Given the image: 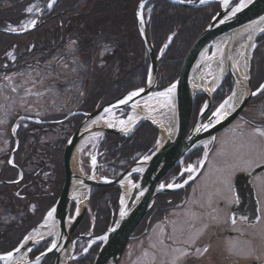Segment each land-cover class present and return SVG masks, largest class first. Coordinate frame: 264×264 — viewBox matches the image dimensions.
<instances>
[{"label":"flooded vegetation","instance_id":"flooded-vegetation-1","mask_svg":"<svg viewBox=\"0 0 264 264\" xmlns=\"http://www.w3.org/2000/svg\"><path fill=\"white\" fill-rule=\"evenodd\" d=\"M60 1L65 2L66 0H56L52 8H49L48 4L51 3V0H0L1 29L8 31V27L11 26L16 27L18 29L17 32H19L22 31V24H27L31 20L36 21L35 27L25 34L12 35L0 32V47L2 50L8 51L15 48H20L23 50H35L37 47H39V45L43 44L45 34H52L57 35V38L52 41L53 44L45 47V49L41 48L45 51L40 52L38 54L39 56L33 58L34 60H32L31 63L39 65L42 68H47V66L56 65L61 61L63 62L64 60L60 57H57L56 53L59 54L60 49L70 50L71 46L74 48L75 45L73 44H75V40L74 38H69L72 39L73 42L68 43V45L60 43L61 41L58 42L57 39L60 36V31L58 29L60 24H62L64 21H66L65 19H67L68 25H71L72 31L74 29L76 11L74 2L75 0H67V9H61L62 3H60ZM29 7H32L33 9L31 13L26 11V9ZM3 35L9 38L5 39L2 37ZM262 45L263 44H261L260 47H262ZM19 60L20 58L15 57L14 59L8 58L4 56L3 53L0 55V65H17ZM23 62L29 64L27 59ZM253 65L254 62H252V66ZM260 75L261 78L264 77V70L263 74ZM256 78L257 74L251 77V87ZM255 88H252V90L255 91ZM261 94L262 93L258 94L257 96H253L235 119L241 121L244 125L252 130L256 127L264 128V115L261 117V115H258V112H255L253 109L247 110V107L252 99H256ZM118 95L121 94L116 93V96ZM113 97L111 98L113 99ZM199 97L202 98V96ZM260 98L261 99L258 102L264 103V93ZM262 109L264 110V107H262ZM89 112H91V110H88L87 113ZM83 114L84 112H73V115L69 116L68 118H66L67 116L63 117L62 119L44 117L40 118L39 121L27 118H19L16 120V129H18L16 134L17 136H20V139L18 140L19 143L14 145L11 150L10 145L9 150L6 151L4 156L0 158V160L2 159V163L0 164V185H6L4 188L0 189V193L3 194H0V201H5V203L0 202V204L3 203L2 205L4 208L10 209L14 215H17L16 209L27 211V214L21 217V220L17 223V225L10 226L12 228L9 227L10 230L8 232L10 241L0 242V255L14 251V249L19 246V244L23 241V237L26 236L37 225V223L42 221L45 213H47V211L54 205L61 192L64 181V172L63 181L60 185L59 191L57 192V198L51 207L45 213H43L41 210L44 205V196H52L54 194V190L56 188L54 182L57 180L56 177H51L49 180V187L44 190L43 184L45 183V179L43 176L49 171L44 172L42 166V147L45 142L40 137L42 134L41 130L44 128L53 127L54 131L57 128L59 129L60 125L65 124L71 126V123L75 122L76 124L77 122L75 121L74 116L80 115L81 118H83ZM205 118L206 116L203 118V120ZM192 120L193 119L191 115L189 126L192 125ZM29 124H37L43 127L35 128L33 126H29ZM20 129L24 130L22 134L19 133ZM235 129V131H240L241 128ZM34 134H36L39 138H36V136L33 138L32 135L34 136ZM71 134L72 133L69 134L68 138ZM108 135L113 134H102L98 143L96 148L97 152L94 155L96 158L95 166H93L91 158L87 164V167L84 168V171L80 169L79 174L82 177H89L91 172L95 170L97 172V178L99 181H108L110 179H115L124 169H121L120 167L123 164L122 160H118L117 156L116 158L110 156L111 152L108 150L109 147L106 141V137ZM66 140H64L63 146ZM155 142L156 139L148 153L154 150ZM202 147L203 146H198L195 148L182 160V162L172 167L159 181V185L164 184L166 187L168 184H180L182 187L169 188V190L166 192L159 193L155 197L149 212L137 225L134 233L132 234L131 240L128 242V245L132 244V248H134L132 250L133 256L138 258L140 254L144 252L145 248V253H147V255H153L155 256L154 258H156L151 264H170L165 260H160L161 258L165 259L171 255L170 248L168 249V255H164V245H170L171 247L175 248H184L186 245L183 243V240L188 239L190 234L199 232L200 235L196 241V246L201 249V252L196 253L193 250L192 254L183 258L179 264H264V257L259 261L247 260L249 258L248 256L250 255V245H248V248L245 250L247 252L246 256L240 259L236 258L233 249L234 241L236 239L243 241L250 239L251 229L262 219L261 212L259 211L260 206L257 199L258 218L256 222L252 223L250 212L241 213L242 216H231V209L236 202L233 188V180L235 176L239 173L250 175L256 169H260L257 174L250 177L249 182L251 184V180L253 178L264 173V164L258 165L250 171H241L234 174L230 185L226 188V190H222L220 192L215 190V188L212 187L209 182H205L204 180L202 181L200 178L206 162ZM189 165L195 166V172L190 174L185 171ZM13 170H15V174H13ZM190 176L192 177L191 179L189 178ZM132 179L136 181L137 176H133ZM185 181H187V183H185ZM251 186L254 190L252 184ZM99 187L113 188L117 190L118 209L121 195L120 189L118 187ZM94 188L98 187L88 188V196L83 201V203L87 202L85 205L86 212L70 236L73 240L70 246L72 249L71 255L73 257L71 264L80 256L86 255L91 249H95L96 246H93L92 239L103 232L101 231L102 229L98 227L99 223L97 211L93 210L90 204V197ZM76 207L77 204L74 201H71L69 207V221L80 213L81 206L78 214ZM117 209L115 214H111L110 222L114 219ZM220 213L221 218L219 217ZM233 219L235 220V224L232 223ZM91 220L92 226L90 225ZM87 225L93 229H87L85 227ZM105 225L106 227L108 226L107 223ZM204 225H207L206 229L204 228ZM174 228L177 229L176 232L181 235V238L179 236L180 239L175 238L176 232H173ZM180 228L184 229L182 234L179 231ZM88 236L91 238H86ZM170 237L175 239L176 242L174 244ZM42 239L43 240L41 242L38 241L36 244L31 242V246H28L31 248V251L28 253L27 261L33 259L45 251L53 241L52 237ZM161 240L164 241V245L160 243ZM79 242L86 244L85 248L81 251L75 250V247L78 246ZM42 243H46V245L43 249H39ZM128 245L126 249L128 248ZM204 248L208 249L206 253L203 252ZM85 249H87V251H85ZM126 249L124 253L126 252ZM154 251H156L157 254H155ZM74 252H77L76 257L73 256ZM123 255L119 264L123 259ZM47 257H51V259L54 261L53 254L48 255ZM43 260L40 262V264L43 262Z\"/></svg>","mask_w":264,"mask_h":264},{"label":"rangeland","instance_id":"rangeland-1","mask_svg":"<svg viewBox=\"0 0 264 264\" xmlns=\"http://www.w3.org/2000/svg\"><path fill=\"white\" fill-rule=\"evenodd\" d=\"M84 4L85 2L80 5V14L84 12L82 11L83 7H85ZM233 4L234 1L231 0L227 5H225V8H228ZM135 9L136 6L133 10L134 12ZM131 11L132 9L130 10V13ZM134 12L133 16H135ZM79 23H81L83 26V32L79 33L73 29L70 33H64L63 35L59 36L60 38L58 37V42L61 41L60 43H64L65 45L73 42L72 39L74 38L75 44L73 45L75 46L74 48L71 46L70 50L60 49L59 54L56 53V56L62 58L64 61H61L56 65L42 68L39 65L31 63V61L34 60L33 58L39 56L38 54L40 52L45 51V47L52 45V41L57 38V35L45 34L43 44L39 45V47H37L35 50H23L20 48H15L8 51H3L4 56L10 58L8 53H12L13 57L20 58V60L17 65H0V158L3 157L4 153L9 150L10 145L11 150L14 145L19 143L18 140L20 139V136H17L16 134L18 129H16L17 127L15 124L17 119L27 118L38 121L40 118L44 117L62 119L73 112L87 113L88 110L93 111L100 105L107 102V100L112 99L111 97L114 96V99L120 96H116V92L114 94V92H111L108 88L113 79H118L121 76L122 71L119 72L118 69L115 68L114 64L117 61L116 59L106 61L105 56L111 54L112 46H114L113 49L120 48L121 40L117 35H113L110 32V27H107L106 25L91 28V31L94 32L92 33L89 31L88 27V24H91V22H84V20H80ZM84 25H86V28H84ZM260 45L261 43H257L252 53L251 67L253 68H250L249 70L250 77L255 74L259 75L260 72L263 71L261 66L258 70L262 59H264V44L262 47H260ZM80 47L89 48L87 50L88 53L86 52L89 58L85 59L81 54L78 53V48ZM127 47H129L131 50L136 48L134 46ZM210 49L211 48H209V50ZM135 52L139 51L135 50L134 53ZM145 56L147 57L146 51ZM124 58L127 63H131L130 55H126ZM26 59L28 60L29 64L23 62ZM252 62H254L253 66ZM262 78L258 80L257 84L255 85L256 88L253 87L254 83L252 84L251 88L257 89L258 86L264 81V77ZM169 87L170 86L162 90L153 89L151 93L162 92ZM13 89H15V91H13ZM262 94L256 99L253 98L247 107V110L253 109L255 112H258V115H261V117L264 115V110L262 109V107H264V103L258 101L261 99L260 97ZM212 102L213 101L211 99V106L208 114L205 115L206 117H208L221 104L220 103L216 106H213ZM194 104L193 107L195 106ZM131 109L132 108L130 107L127 111H125V109L115 111L112 114L113 118L115 120H126ZM200 109L201 105L195 112L194 108H192L191 115L193 122L195 121ZM78 116L80 115L74 116V119L77 122L76 124L75 122L71 123V126L66 124L60 125V128H57L54 131L53 127L42 129L44 131L41 130V139L44 142L49 143H52V141L55 140H57V142L60 140H68L69 134L76 130L77 126L82 120V118H77ZM235 128L241 129L240 131H235ZM23 131H20L19 133L22 134ZM251 132L252 129H249L241 121L235 120L227 127L219 130L214 135V138L212 141H210L207 148H205L203 145L202 150L204 154L207 153V156L204 155V157H206V162L200 177L201 180L209 182L211 186L215 188V190L221 192L222 190H226V188L230 185L234 174L241 171H250L254 167L264 164V159L256 157L253 154L251 158L255 159L257 161L256 163L250 166H241L243 167V170H241V167H237V169L231 173L230 180L227 183L224 182V177L226 175L225 170L230 165H238L240 156H245L248 158V148L245 147V145L249 140V134ZM35 136L36 138H39L36 134H34V136L32 135L33 138ZM101 136L95 142L85 146L80 151L77 158H75V162L73 161L78 172L80 169L84 171V168L87 167L88 162L96 154V148ZM157 136L160 137L159 134ZM161 139L162 138L160 137L159 141ZM63 148L64 146L62 147V152ZM53 162L54 166L49 167V171L51 170V172L45 173L43 176L45 179V183L43 184L44 190L49 187V180L51 177H53V174H55V167L59 169V165L62 166V161H59L58 158H53ZM1 163L2 159L0 160V164ZM251 184L254 187L255 196L261 208V210L259 208V211L261 212L262 219L251 229L250 239L246 241L236 239L234 241L233 249L236 258L240 259L246 256L247 252L245 250L248 248L247 246L250 245V255L248 256L249 258L247 260L259 261L264 257V173L253 178L251 180ZM0 202L5 203L3 200ZM2 204H0V242H7L10 241L8 232L10 228H12L10 226L17 225V223L21 220V217L27 214V211L16 209L17 215H14L10 209L4 208ZM219 217L221 218V213L219 214ZM91 223L92 220L90 221V225ZM85 227L87 229H93L92 227H89V225ZM179 236L181 238V235L176 232L175 238L180 239ZM85 246V243L79 242L78 246L75 247V250L81 251L85 248ZM133 249L134 248H132V244L128 245V248L126 249L120 264H151L152 261L156 259L153 255H147V253H145V248L144 252L140 254L138 258H136L133 256ZM76 253L77 252L73 253L74 257H76ZM154 253L157 254L156 251H154ZM175 255L176 253L171 252L170 256L165 259L161 258L160 260H165L171 264V261ZM180 261H178L177 264L181 263ZM0 264H3L2 261H0Z\"/></svg>","mask_w":264,"mask_h":264},{"label":"water","instance_id":"water-1","mask_svg":"<svg viewBox=\"0 0 264 264\" xmlns=\"http://www.w3.org/2000/svg\"><path fill=\"white\" fill-rule=\"evenodd\" d=\"M148 1L150 0H140L137 3L135 9V20L138 33L144 45L149 63L145 84L143 87L134 89L105 102L90 113L83 114L84 118L66 141L62 152L64 181L59 197L51 208L56 209V212L50 221L53 222L56 227V235L54 241L52 242H55L57 247L49 252L48 249L51 247V243L49 247L42 252L43 255L42 253L37 255L41 257L40 262L45 257L52 254L54 255L53 264H71V261L73 260L71 256L65 260H62V257L65 255L73 242L70 236L85 214V205L87 203L84 202L81 204L80 213L74 216L73 219L68 223L69 207L71 203L69 198V190L72 186H74V182H78V184L87 186L88 188L99 186L119 187L120 183L125 178L132 175H137L138 177L134 184L138 185V187L130 188L129 194L123 205L127 215L123 218L120 217V209L122 207L120 206L117 210L115 219L100 235V237L106 235L108 239L106 241L100 239V245L92 263L118 264L128 242L131 240L135 228L150 210L155 197L159 193L169 190L168 187H165L162 190L160 189L159 181L161 178L195 148L202 146L205 142L211 141L219 130L227 127L233 120H235L240 112L244 109L249 99L253 97L250 95V92L252 91L251 78L249 74L251 60L250 54V57L247 61L248 79L245 80V83L243 84L244 89L248 94L241 97L234 108L219 123H215V119L212 117V113L215 110L205 120H203V117L208 114L211 106V99L215 90L225 78V76L222 77L210 93H207L203 89L201 86V68L203 66L204 56L207 54L212 42L215 40L225 36H232L234 38L257 27L264 20V0H250V3H248L247 7L242 9L240 12H237L235 16L232 15V9L240 3V0L228 8H225V6L222 7L218 0H207L206 3H201L200 0H195L191 3H188L187 1L180 3L178 0H164L171 4L182 7H198L211 3L219 4V9L216 14L211 18L209 23L197 36L189 48L182 61L179 75L176 81L173 83L176 84V90L173 94L175 118L173 121L172 132L170 135L164 137L160 145L150 155L147 156L149 157L147 161L144 160V157L138 159L111 181H99L97 178V172L95 170L91 172L89 177H82L76 169L75 163H73V155L75 147L84 135V131H82L83 125L96 116L104 114L105 108H110L113 112L130 108L134 100L150 94L154 88L157 75V62L161 53L158 55L155 54L153 46L147 36L145 25H141L137 15L140 11L139 5L141 3L146 4ZM249 26L252 27L250 28ZM32 29L33 27H30L27 31L22 30L13 33L0 28V32L12 35H21L31 31ZM258 36L259 34L255 35L253 39L254 46L256 44L255 40ZM170 41L171 39L169 38L166 42V45H168ZM253 49L254 48H252V51ZM227 64V76L230 77L234 90V88L238 85V82L230 70L229 55L227 56ZM149 79H151V83H149ZM261 84H264V81ZM140 89H143V91L140 92L139 95L133 97L126 104L120 103V101L124 100L129 93L139 91ZM198 96H203L205 100L195 121L189 126L193 104ZM205 105H207V107H205ZM71 115H73V113L68 115L66 118ZM144 121L156 126L155 123L149 121L147 118H142L138 120L133 126L131 133L141 122ZM203 124H210V127L205 130L201 128V125ZM197 128H200L201 130L197 132ZM102 134L125 136L111 127H103ZM137 168H141L142 171H134V169ZM259 171L260 169H256L250 175L239 173L235 176L233 180V188L236 202L231 209L232 217L242 216L241 213L250 212L252 223L257 221V201L249 179ZM141 192H143V195L140 194ZM47 213L45 214L44 218L47 216ZM38 226L39 224L36 225L27 235L34 231ZM113 228H115V231H111ZM86 238L91 237L88 236ZM42 240L43 239L39 240V242ZM28 246H31V242L28 244ZM36 257L20 264H35Z\"/></svg>","mask_w":264,"mask_h":264},{"label":"trees","instance_id":"trees-1","mask_svg":"<svg viewBox=\"0 0 264 264\" xmlns=\"http://www.w3.org/2000/svg\"><path fill=\"white\" fill-rule=\"evenodd\" d=\"M138 1L139 0L74 1L76 11V23H74L75 31H78L79 33L84 31L83 26L79 23L80 20H84V22H91V24H88L89 31H91V28L106 25L107 27H110V32L113 35H117L121 40L120 48L113 49L114 46H112L111 54L105 56L106 61L116 59L117 61L114 64L115 68L118 69L119 72L122 71L121 76L118 79H113L109 84L110 86L108 85V89L111 92H114V94L115 92L117 94H123L142 87L147 78L149 64L148 58L145 56V48L137 30L135 16H133V10ZM83 2H85V7H83L82 10L84 12L80 14L79 11L81 9L79 8ZM60 3H62L61 9H67V0L65 2L60 1ZM131 9L132 11L130 13ZM217 10L218 6L216 4H208L199 7H182L164 0H150L145 4L143 15L146 32L155 54L158 55L161 53L157 62V75L154 85L155 90L164 89L177 79L182 61L189 48ZM65 20L66 21L59 26V35H63L64 33L67 34L71 31V25H68L67 19ZM84 28H86V25H84ZM2 37L5 39L9 38L4 35ZM170 37L172 39L165 48L166 42ZM257 43L264 44V34L258 37ZM127 46H134L136 48L131 50ZM87 50L88 48L80 47L78 48V53L86 59L89 58L86 56L88 53ZM135 50L139 52L134 53ZM2 53L3 50L0 47V55ZM126 55H130V64L125 61L124 57ZM260 66L262 67V70H264V59H262L258 69ZM260 74H263V71H261ZM260 74H257L253 87H255L258 80L261 79ZM231 89V80L226 77L213 95V106L220 104V102L230 93ZM201 103H203V97H198L194 104L195 106L193 107L194 112L200 107ZM77 118H81V116H78ZM29 126L35 128L43 127L37 124H29ZM20 131L22 132L23 130L20 129L19 132ZM157 135L158 129L148 122H143L138 125L134 132L128 137L108 135L106 141L109 147L108 150L111 152L110 156L113 158H116L117 156L118 160H122L123 164L120 167L123 169L144 154H147L157 138ZM63 143V140L58 142L55 140L52 141V143L45 142L43 144L42 166L44 172L49 171L50 166H54L53 158H58L59 161H62L61 155ZM55 149H59L57 150L58 152ZM49 172H51V170ZM54 172L55 174H53V177H56L57 180L54 182L56 188L52 196H44V205L41 210L43 213H45L54 203L57 198V192L63 181L62 166L59 165V169L55 167ZM13 174H15V170H13ZM5 186L6 185H0V189ZM117 199L118 192L113 188L98 187L94 188L91 193V208L97 211L98 227L102 229L101 231L106 229V223L107 225H110L111 214H115L117 209ZM45 245L46 243H42L39 249H43ZM95 253L96 249H91L86 255L80 256L73 261L72 264H92ZM52 262L53 259L47 257L41 264H52Z\"/></svg>","mask_w":264,"mask_h":264},{"label":"bare ground","instance_id":"bare-ground-1","mask_svg":"<svg viewBox=\"0 0 264 264\" xmlns=\"http://www.w3.org/2000/svg\"><path fill=\"white\" fill-rule=\"evenodd\" d=\"M218 1L221 3L222 7L225 6L223 0H218ZM261 28H264V20L253 30L242 33L237 37L233 38L232 36H225L215 40L214 42H212L210 46L212 50L211 49L208 50L207 54L203 58V66L201 68V76H202L201 86L207 93H210L213 90V88L217 85L219 80L222 77L227 76L228 74L227 56L229 55L230 70L233 76L235 77V79L237 80V82L239 81V83L233 90L237 92L238 99L232 102L233 107L228 110V113L234 108V106L238 103V101L241 98L239 94L241 89L244 88L243 84L245 83V80L243 79V77L247 76V61L250 57V54H252L251 51L254 46L253 39L255 35L262 33V31H260ZM249 37L251 38L249 39ZM86 56H88V54ZM129 94L126 96V98L129 96ZM231 95L232 93L229 94L224 99V101L227 100L228 97H230ZM173 96L174 95L172 94L170 97H161V96H155L154 93H150L142 98H138L137 100H134L131 105L132 109L130 110L128 115V117L133 116L135 118L134 121L132 123H127L124 126L120 125L119 123H116L115 126L111 128L119 131L121 134H128L130 131H132L133 126L136 124L138 120L142 118H147L149 121L155 123V125L159 129V136L162 139H164V137L171 134L173 121L175 118ZM133 105H135V108H133ZM114 112L111 111V114L109 113L100 114L83 125L82 131H84V135L81 138V140L78 142L77 146L75 147L74 155H73L74 162L77 155L85 146H87L92 142H95L102 135L103 127H108L107 124L105 123V120L109 118H113L112 114ZM100 117H104V119H100ZM128 117L124 121L127 122ZM93 121H97V122L94 123ZM123 127L129 128L130 131L127 132L122 131ZM208 143L209 142H205L203 144L205 148H207ZM130 177L132 179V176ZM121 184H122V197L125 198V196L129 194V190L131 188L130 181L128 178H125ZM87 196H88V187L84 185H80L78 184V182H74V186H72L69 190V198L71 201H74L77 204L76 211L77 209L78 210L80 209L81 204L87 198ZM46 217L44 219L42 218V221L37 223V225L39 224L37 229H35L29 234L32 236V240H30L29 243L32 242L33 244H36L40 239L50 238V237H52L54 241L56 235V227L55 224L50 220L48 221L47 225L44 226ZM69 222L70 221H68V223ZM103 232H101L98 236L93 237L92 239L93 246L94 245L96 246L95 247L96 252L100 245V235ZM27 248H29L28 245L24 249H21V252L16 253L15 261H18L20 263L27 261L28 253H29V251H27ZM71 252L72 249L71 247H69L65 255L62 257V260H65L69 256H71Z\"/></svg>","mask_w":264,"mask_h":264},{"label":"snow or ice","instance_id":"snow-or-ice-1","mask_svg":"<svg viewBox=\"0 0 264 264\" xmlns=\"http://www.w3.org/2000/svg\"><path fill=\"white\" fill-rule=\"evenodd\" d=\"M56 0H51V3L48 4L49 8H52L53 4H55ZM178 2L180 3H184L185 0H178ZM188 3H191L192 0H187ZM201 3H206L207 0H200ZM224 4L227 5L229 0H223ZM248 3H250V0H240V3L234 7L232 9V15L235 16L237 12H240L242 9H244L245 7H247ZM145 8V4L141 3L139 5V9L140 11L138 12V19L141 23V25H143L145 23V19H144V15H143V10ZM26 11L28 13H31L33 11L32 7H29L26 9ZM36 21L35 20H31L29 21L27 24H22L21 25V29L24 31H27L29 29V27H35ZM250 28L252 26H249ZM8 31L10 32H17L18 29L16 27H11L9 26ZM260 31L264 32V28H261ZM143 34V33H142ZM251 37H249L250 39ZM171 39V38H170ZM165 47H167V45H165ZM254 47V46H253ZM10 58H13L12 53H8ZM10 79V78H9ZM244 80H247L248 77L244 76L243 77ZM149 83H151V79H149ZM239 83V81H238ZM246 87V86H245ZM176 90V84H172L169 88H167L164 92H157L154 93L155 96H161V97H170L172 94H174ZM13 91H15V89H13ZM143 89H140L137 92H132L129 94V96L127 98H125L124 100H121L120 103L121 104H126L129 100H131L134 96H137L140 94V92H142ZM30 92V90H29ZM260 93H264V84H261L258 86L257 90L255 91H251L250 95L251 96H257ZM248 93L245 91L244 88L241 89L240 91V97H243L245 95H247ZM238 99V94L236 91L232 92V95L230 97H228L227 100H225L220 106L219 108H217L213 113H212V117L215 119V123H219L223 118H225L228 115V110L231 109L233 107V101ZM205 107H207V105H205ZM133 108H135V105H133ZM105 113H109L111 114V109L110 108H105L104 109ZM100 119H104V117H100ZM134 117L133 116H129L128 117V121H124V120H119L116 121L114 118H109L107 120H105V123L107 124L108 127H114L116 123H119L120 125L124 126L127 123H132L134 121ZM94 123H96L97 121H93ZM210 127V124H203L201 125V128L207 130ZM201 129L197 128L196 131L199 132ZM122 131H130L129 128L127 127H123ZM159 143V142H158ZM245 147L248 148V154L246 158L245 156H240L239 157V164L238 165H230L225 171H226V175L224 177V182L227 183L230 180L231 177V173L234 172L237 167H241V166H250L254 163H256L257 161L255 159H252V155L254 154L256 157H259L261 159H264V128L261 127H256L252 130V132L249 134V140L246 142ZM205 156H207V153H205ZM149 159V157L145 156L144 160L147 161ZM92 163L93 166H95L96 164V158L95 156L92 157ZM203 163V162H201ZM196 168L193 165H189L185 171H187L188 173H193L195 172ZM241 170H243V167H241ZM134 171H142L141 168H137L134 169ZM190 179L192 178L191 176L189 177ZM185 183H187V181H185ZM131 184V182H130ZM132 188H136L138 187V185L135 184H131ZM166 187V185L161 184L160 185V189H164ZM168 188H174V187H182V185L180 184H168L167 185ZM141 195H143V192L140 193ZM121 209H120V217L123 218L127 215V212L125 211V208L123 207L124 205V198H121ZM56 212V209L53 208L51 209L48 213H47V217L45 219V225H47L48 221L52 219L54 213ZM79 213V210L77 209V214ZM232 223L235 224V220H232ZM204 228H207V225H204ZM111 231H115V228L111 229ZM177 231V229H173V232L175 233ZM180 233L182 234L184 232L183 228L179 229ZM200 233H195V234H190L188 239L184 240L183 243L186 245V247L184 248H175V247H171L170 245H164V241L161 240L160 243L162 245H164V255H168V249H171V252L176 253V255L173 257L171 264H177L178 261H180L181 259L188 257L189 255L192 254L193 250L196 253H200L201 249L199 247L196 246V241L199 238ZM101 240H107L108 237L105 236H101L100 237ZM170 239H172L173 244L176 242L174 238L170 237ZM32 240V236L31 235H27L23 237V241L19 244L18 247H16L14 249V251L11 252H7L6 254L0 255V261L3 262V264H20V262L15 261V256L16 253L21 252V249H24L26 247V245L29 244V241ZM57 245L55 242H52L51 247L48 249V251H52V249L56 248ZM27 251H31V248H27ZM85 251H87V249H85ZM208 249L204 248L203 252H207ZM43 255V253H42ZM23 259V258H21ZM40 260L41 257L37 256L35 259V264H40Z\"/></svg>","mask_w":264,"mask_h":264}]
</instances>
